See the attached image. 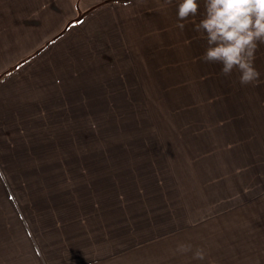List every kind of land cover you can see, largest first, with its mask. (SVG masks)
<instances>
[{"label": "crops", "instance_id": "1", "mask_svg": "<svg viewBox=\"0 0 264 264\" xmlns=\"http://www.w3.org/2000/svg\"><path fill=\"white\" fill-rule=\"evenodd\" d=\"M206 47L176 0H0V135L39 71L72 88L63 102L120 72L152 122L130 164L108 160L118 184L100 171L54 199L0 189V264H208L194 256L216 245L207 228L264 199V45L261 82L243 85Z\"/></svg>", "mask_w": 264, "mask_h": 264}, {"label": "rangeland", "instance_id": "2", "mask_svg": "<svg viewBox=\"0 0 264 264\" xmlns=\"http://www.w3.org/2000/svg\"><path fill=\"white\" fill-rule=\"evenodd\" d=\"M92 73L81 72L86 81ZM38 74L33 85H21L19 96L27 98L2 122L6 127L0 135V173L5 182L0 183V189H43L52 192L54 199L65 196L78 176L93 180L91 176L100 171H107L110 180L118 184L115 175L120 162L113 161L111 166L108 160L122 158L130 164L133 143L143 142L144 136L151 141L150 134H137L139 128L151 127V109L141 105L142 97L135 101L134 88L117 85H121L116 77L120 72L112 81L102 80L107 84L103 87H95L90 77V85L76 88L74 98L79 102L58 101L67 99L72 89L68 93L60 85L58 72H43V80L42 72ZM257 90L259 95L264 88ZM125 162L121 165H127ZM250 206L232 221L207 228L208 242L216 245L198 250L208 254V264H264V199L258 198Z\"/></svg>", "mask_w": 264, "mask_h": 264}, {"label": "clouds", "instance_id": "3", "mask_svg": "<svg viewBox=\"0 0 264 264\" xmlns=\"http://www.w3.org/2000/svg\"><path fill=\"white\" fill-rule=\"evenodd\" d=\"M176 16L180 28L191 20L206 41L202 59L219 62L225 75L238 70L242 85L261 82L255 60L264 45V0H176ZM204 255L202 250L194 253L201 259Z\"/></svg>", "mask_w": 264, "mask_h": 264}]
</instances>
